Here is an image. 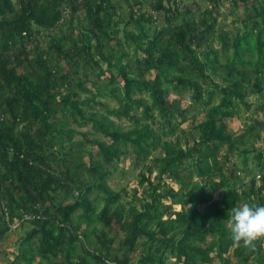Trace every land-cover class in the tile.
<instances>
[{"label": "trees", "instance_id": "1", "mask_svg": "<svg viewBox=\"0 0 264 264\" xmlns=\"http://www.w3.org/2000/svg\"><path fill=\"white\" fill-rule=\"evenodd\" d=\"M0 0V95L8 91L9 96L4 101L3 110L0 108V197L7 201L3 205L6 212V220L0 224V244L5 241L8 234L13 231L12 226L21 222L18 230L23 228V222L31 220L35 229L23 239L21 247L22 255L19 254L11 264H20L27 260V247L34 237L39 236L41 241V252L47 250L56 254V249L65 248V245L73 246L76 241H82L75 233L73 217L78 211H82L81 219L92 223L96 216L91 212L90 202L79 197L75 202L69 204L58 203L56 210L47 207L48 203L55 201L56 192L71 194L73 186L78 183L83 176V171L96 173L98 168H88L84 163H72L68 158L60 160L62 167L61 173H55L47 163L43 162L44 141L47 135H53L54 129L51 128L50 118L55 112L54 101L58 96L59 79L55 71L49 68L47 56L44 51L38 50L37 64L39 72H30L32 61L26 53V46L29 41L36 37L41 30L34 29V25L39 28L55 26L62 17L58 5L54 4L51 13L42 6V0ZM140 3L141 0H135ZM178 0H158L155 10L164 11L166 19L172 24L171 14L175 11L171 4ZM73 3V11L78 12L82 3L85 4L88 17L95 28L93 38L96 44L92 43L89 37L85 44L86 55L89 56L88 64L96 61V54H100L109 65L113 72L117 69V76L122 80L124 87V98H118V106L106 108V116L94 120L93 128L102 136L112 139L109 144L101 138L92 140L97 148V156L106 167L118 162L127 153L122 146L131 144L135 148L138 157L151 156L153 151L164 144V157L157 160V167L160 170L161 181L170 184L167 193L155 197L152 201L143 205V209H134L126 217L116 213L114 218L122 232L125 234L123 247L125 257L123 259L115 257L109 264H129V255L136 251L140 242L145 239L150 243L151 252L147 260L153 257L152 250L158 241V253L170 251L175 254L178 264H199L197 259L203 263L210 261L209 253L217 252L218 257L229 255L225 264H230L232 257L256 259L262 262L263 247L257 242L255 248L239 245L231 237V229L225 226L226 221H230L232 207L240 204L244 200L264 204V180L262 185L256 184V179H252L248 191H241L236 185L234 166L227 167L221 160L222 147L227 146L228 150L235 152L238 146L246 147L247 132L239 135L237 139L227 133L225 117H217L223 108H233L236 100L245 101L250 88L253 92H264V86L259 77L251 78L246 71L248 63H253L256 73L261 74L264 69V15L249 16L252 24L246 26L244 33L238 32L233 41L229 35H222L223 51L221 55L226 61L223 71L218 72L216 65L221 64L218 54H200L193 48L200 38V29L192 26L191 22H182L174 25L170 34L165 31L159 32L157 36L150 39L146 35L137 36L134 33L126 32L129 38L138 43L139 49L145 57L138 60L140 66H145L156 73L150 81L131 77L128 67L123 65L121 58L115 60L103 52L100 35L105 33V39L109 41V46L113 47L112 33H106V20H112L108 9L116 10V7L109 0H68ZM79 6V7H78ZM71 13L72 7L66 6L64 11ZM11 16L13 18H11ZM105 16V17H104ZM156 17V16H155ZM152 20V19H149ZM118 24V22H116ZM213 30V27H209ZM258 32L257 35L254 33ZM5 43H1V41ZM231 40V41H230ZM105 41V40H104ZM145 42V43H140ZM20 45V52L13 53L11 47ZM11 49V50H10ZM233 50L230 53V50ZM57 50L62 52L61 45ZM82 50V49H81ZM248 56L246 60L244 56ZM25 56L26 62L22 59ZM204 57V58H203ZM188 61V67L181 69L182 60ZM27 64L26 65V63ZM25 66V67H24ZM20 71V68H23ZM207 75L212 78L214 75L223 79V84L219 86L223 95V100L218 106V110L210 112L208 118L198 125L199 138L194 147H184L179 141L162 143L161 136L158 135L149 125L137 126L130 130L111 128L106 120L110 117L118 119L131 118L135 106L144 107V112L149 116L152 108H157L162 118L168 123L175 116V109L180 111L176 104L171 101L169 93L171 90L192 89L195 98L203 101V93L199 84V77ZM115 74H112L114 77ZM138 90H146L151 98V106L143 99L136 98ZM212 94V93H211ZM102 96V95H100ZM71 96L68 95L65 101L74 109L75 114H79L83 119L86 117L83 111L72 103ZM212 98V97H211ZM208 100V104L211 102ZM222 110V111H219ZM10 114L11 119L6 117ZM91 120V119H89ZM21 125H24L21 127ZM264 127V125L262 124ZM246 154V151H243ZM43 163L42 165L39 164ZM191 162V163H190ZM108 165V166H107ZM196 168L202 184L193 181L194 174L190 168ZM220 171H229V175L223 174L224 178L214 183L211 188V175ZM208 178V180L205 179ZM99 190H104L103 182ZM235 181V184H232ZM180 184L184 200L180 201L183 209L178 212L174 219L163 220L160 212L159 199L171 200L178 198V193L171 183ZM95 186H88V192H92ZM223 191L221 198L214 195ZM110 199L99 220L106 226L113 223L108 216L110 204L118 202V194L110 193ZM207 205V211L200 208ZM25 215L33 216L32 219H25ZM156 225V228H153ZM16 230V229H15ZM216 237L214 242L208 246L210 238ZM100 240L106 243L103 235H99ZM156 246V247H157ZM109 245L105 249H109ZM8 253H2L1 255ZM0 262L10 259L2 258ZM11 258V257H10ZM98 262L106 260L100 254L94 255ZM249 258V259H250ZM31 260V259H30ZM9 262V261H8ZM0 263V264H1ZM81 260L77 264H84Z\"/></svg>", "mask_w": 264, "mask_h": 264}, {"label": "rangeland", "instance_id": "2", "mask_svg": "<svg viewBox=\"0 0 264 264\" xmlns=\"http://www.w3.org/2000/svg\"><path fill=\"white\" fill-rule=\"evenodd\" d=\"M109 1L116 7L114 11L108 9L112 20H106V33H112L113 47L109 46V41L105 39L106 34L103 33L100 35V39L103 40V52L114 60L117 57L121 58L123 65L128 67L130 76L144 79V81H150L156 72L143 65L140 66L138 60L144 59L145 55L139 49L138 43L129 38L126 32L134 33L136 37L142 36L143 32V35L152 39L161 31L170 34L174 25H180L185 21L191 22L192 26L200 29V38L196 43H193V48L197 49L204 57L208 54H213V56L218 54L221 64L216 67L218 72H222L226 61L221 55L223 51L221 36L227 34L233 41L238 32L244 33L246 26L252 24L249 16L258 15L260 19L261 14L264 15V0H178L171 4L175 12L170 16L173 21L170 25L165 12L155 10L158 0H141L140 3L135 0ZM14 2L17 3L16 0ZM54 4L58 5L59 11L62 13L61 20L55 26L45 28L34 25V29L41 30V32L36 34V37L26 46V53L29 54V60L32 61L30 72H39L37 64L39 50L49 54L47 56L49 68L55 71V75L60 78L57 86L58 96L54 101L55 112L50 118L54 134L45 136V150L42 153L45 160L43 162L47 163L55 173L63 171L64 167L60 162L63 158H68L74 164L84 163L88 168H98L99 170L96 173L84 170L81 180L75 183L76 186H73L71 194L56 192L55 201L48 203L47 207H51L54 211L58 207V203L69 204L75 202L79 197H83L91 203L89 204L92 208L91 212L96 218L92 223H89L81 219L82 211H78L73 217V226L76 235L82 238V241H76L73 246L66 244L63 251L56 249L55 255L47 250L46 258H44L45 253L41 252L40 237H34L26 245L28 262L23 261L20 264H77L81 260L85 261L84 264H109L114 261L115 257L121 259L125 257L123 247L125 234L116 222L115 214L120 213L126 217L134 209L142 210L145 203L153 200L152 195L158 197L167 193L170 186L169 181L168 183L161 181L160 170L157 167V160L164 157V144L158 150L153 151L151 156L141 158L138 157L131 144L127 147L123 145L122 147L127 150V153L122 159L113 165H107L108 167L103 165L97 156L98 150L92 140L101 138L111 144L112 139L102 136L94 130V120L106 116L107 106L117 107L118 98H124L125 90L121 82L122 79L117 76V69L111 72L109 65L100 54H96L95 58L98 65L88 64L89 56L83 52L86 49L85 44L89 37L94 45L96 40L93 38L95 28L91 23V18L88 17L86 3H82L78 12L75 13L73 3H68V0H42V6L47 8L50 13ZM66 6L72 7L70 14L63 12ZM11 18L13 17L11 16ZM210 26L213 27V30L209 29ZM254 34L257 35L258 32ZM0 40H2L1 32ZM5 42L6 40L1 41L2 44ZM59 45L63 49L62 52L57 50ZM10 48L13 49H10L13 53L20 52L19 44L15 47L10 45ZM232 52L231 49L230 53ZM244 57L246 60L248 59L247 55ZM22 59L26 62L25 56ZM27 64H29L28 61ZM24 67L20 68V71H23ZM187 67L188 61L183 59L181 69ZM246 71L251 78L259 77L264 86V69L261 74H258L255 65L248 63ZM210 72L208 70L206 75L199 77L203 101H198L195 98L192 89L170 91V100L177 101L176 104L180 108V111L175 109V116L171 119V123L161 117L157 108H152L147 116L144 107L137 105L131 118L110 117L106 122L111 128L118 127L121 130H130L138 125L147 124L161 136L162 143L179 141L184 147L192 148L199 138L198 125L208 118L210 112L218 110V106L223 100L219 86L224 81L216 75L209 78L207 75ZM112 74H115L114 77ZM247 91L248 94L244 102L236 100L233 108H223L224 112H219L216 115L219 118L225 117L226 131L236 139L245 131L247 132L245 138L248 142L247 146H238L236 149L239 150L235 152L229 151L228 147L224 146L220 153L221 160H219V163L227 167L234 166L236 168L234 178L237 182L235 186L243 192L248 191L252 179H256L258 186L262 185L264 180V127L262 126V124L264 125V92H253L250 88ZM68 95L72 97L70 101L83 111L86 119L75 114L70 103L59 104L60 101H65ZM8 96V91H4L0 95V108L3 110L7 109L4 107V101ZM135 97L143 99L151 106L152 101L146 90H138ZM209 98H211V102L208 104ZM7 116L12 118L9 112ZM23 126L21 125V127ZM243 151H246V154ZM190 169L194 174L193 181L202 184L196 168ZM215 172L217 173L211 175V188L214 183L224 178L223 174L229 175V171ZM102 178L105 179L103 191L99 190ZM205 179L208 180L207 177ZM232 184L234 185L235 181H232ZM92 185L96 189L88 192V186ZM171 186L176 188L178 198L159 199L163 220L174 219L176 214L183 209L180 201L185 197L180 190V184L171 183ZM110 193L120 196L117 203L109 206L108 216L114 220L110 226H106L99 218L108 204ZM222 195L223 191H220L214 196L221 198ZM1 202L6 205L7 201L0 197V224H3L6 220V212L3 211ZM243 202L248 201L244 200ZM200 209L206 212L207 205L201 206ZM22 225L23 228L12 231L14 237L10 241H8L9 236L5 239L6 249H11V252L8 253L11 254V258L6 254L1 255L3 252H1L0 245L1 259H10L9 262L2 259L1 264H11V260L22 253L23 239L35 229L31 220L23 222ZM225 226L231 229L230 221H226ZM153 228H156V225ZM99 235H103L112 242L104 244L107 241L100 240ZM215 239L216 237L210 238L207 245L210 246ZM257 242L261 243L263 247L264 261V241ZM157 243L158 241L152 250L153 257L144 263L151 252V244H147L143 239L136 251L129 255V264H178L174 253L170 251L165 253L164 249L158 253L157 250L160 246H157ZM107 245H109V249H105ZM97 254L102 255L106 261L98 262L94 258V255ZM208 255L210 261L203 263L198 258L199 264H225L226 259L229 260V255L218 257L217 252H211ZM249 258L248 254L245 258L232 257L230 264H262L259 260Z\"/></svg>", "mask_w": 264, "mask_h": 264}, {"label": "clouds", "instance_id": "3", "mask_svg": "<svg viewBox=\"0 0 264 264\" xmlns=\"http://www.w3.org/2000/svg\"><path fill=\"white\" fill-rule=\"evenodd\" d=\"M231 237L237 244L255 248L264 241V204L242 202L231 209Z\"/></svg>", "mask_w": 264, "mask_h": 264}, {"label": "crops", "instance_id": "4", "mask_svg": "<svg viewBox=\"0 0 264 264\" xmlns=\"http://www.w3.org/2000/svg\"><path fill=\"white\" fill-rule=\"evenodd\" d=\"M12 231L8 234V241H10L14 236H12ZM12 236V237H11ZM11 237V238H10ZM10 238V239H9ZM1 252H3V254L4 253H9V252H11V249H6V246H7V244H6V240L5 241H3L1 244ZM13 250V249H12ZM11 254H9V256H10Z\"/></svg>", "mask_w": 264, "mask_h": 264}, {"label": "built area", "instance_id": "5", "mask_svg": "<svg viewBox=\"0 0 264 264\" xmlns=\"http://www.w3.org/2000/svg\"><path fill=\"white\" fill-rule=\"evenodd\" d=\"M69 12H70V10H67V13H69ZM32 218H33V216L25 215V219H32ZM20 223H21V222H17L16 224H14V225L12 226V229H13V230L17 229V228L20 226Z\"/></svg>", "mask_w": 264, "mask_h": 264}]
</instances>
